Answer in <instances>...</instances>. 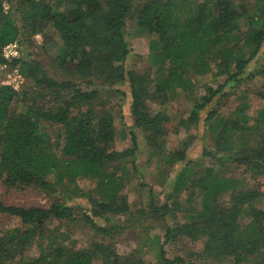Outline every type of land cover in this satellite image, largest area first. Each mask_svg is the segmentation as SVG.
I'll list each match as a JSON object with an SVG mask.
<instances>
[{
	"label": "trees",
	"instance_id": "1",
	"mask_svg": "<svg viewBox=\"0 0 264 264\" xmlns=\"http://www.w3.org/2000/svg\"><path fill=\"white\" fill-rule=\"evenodd\" d=\"M129 21L138 34L154 36L149 43L154 78L150 68L138 73L125 67ZM47 27L59 37L52 63L65 77H51L34 61H12V66L20 64L29 86L21 91L0 86V181L7 188H39L51 202L48 207L0 202V214L18 220L16 228L0 235V264H195L198 259L264 264L263 193L257 184H244L264 177V106L254 117L245 113L246 104L235 109L233 119L209 112L205 123L214 121L215 148L202 154L219 167L194 170L185 165L171 193L189 191L186 205L176 197L159 205L150 195L130 213L123 173L136 170L137 140L130 130V147L114 150V116L106 99L124 96L115 87L128 84L133 127L159 153L156 162L161 157L166 163L183 162L184 151L166 153L163 147L171 118L164 111L152 112L149 103L162 106L180 94L191 97L196 76L225 77L216 89L207 87L206 95L192 99L188 118L178 123L188 129L216 96L218 102L226 97L227 86L259 76L264 88V64L247 70L264 44V0H0V64L5 45H21ZM224 162L243 168L247 177L230 176ZM80 178L94 186L83 192ZM198 194L201 203L195 206L192 198ZM74 198H87L89 209L66 204ZM128 214L127 222L142 231L161 225V243L151 238L148 246L143 241L140 248L118 254L109 240L125 226L115 220L108 224ZM168 216L174 219L171 225ZM96 219L107 225L99 226ZM76 221L101 238L77 248L69 228ZM198 242L199 250L186 249ZM33 245L37 254L26 255ZM167 245L179 247L181 254L168 258ZM148 252L154 263L144 260Z\"/></svg>",
	"mask_w": 264,
	"mask_h": 264
},
{
	"label": "rangeland",
	"instance_id": "2",
	"mask_svg": "<svg viewBox=\"0 0 264 264\" xmlns=\"http://www.w3.org/2000/svg\"><path fill=\"white\" fill-rule=\"evenodd\" d=\"M236 4H243L244 2H254L255 0H232ZM9 6L5 4V9ZM46 36V39H43ZM24 37V36H23ZM22 37V38H23ZM45 38V37H44ZM154 36H148L144 34H138L135 24L132 21L128 22L127 31L125 33V40L128 44L129 53L125 61V67L127 70H134L138 73L147 71L150 68V77H155V68L151 67L152 53L149 50L150 40ZM24 39V38H23ZM21 44L22 55L19 60L23 62L34 61L39 64L41 69L47 72L51 77L56 79L64 78L65 75L56 68L52 59H54L60 46V40L57 33L52 30L51 27L44 29L42 34H36L30 40ZM264 64V44L259 52L258 59L254 60L248 65L247 70L250 72L256 71L261 65ZM11 67L20 68V64H16ZM20 72V71H19ZM22 75V74H21ZM213 74H205L202 76L194 77L195 87L192 90L191 97L180 94L179 97L171 98L166 104L159 106L154 103H149L150 110L152 112L164 111L171 118L170 123L167 125L169 133L163 138V147L166 153L184 151L186 159L183 162H171L166 163L165 158L161 157V162L157 163V157L155 152L147 146L144 134L137 128L133 127V117L130 112V89L128 84L116 85L115 89L124 93L123 95L111 94L106 98L112 108L114 116V125L116 130V137L114 142V150L122 151L131 145L130 130L133 131L136 136L138 151L136 153V170L132 171L129 168L123 175L125 176L124 187L122 193L126 195L127 201L130 207V213L137 211L142 205V202L147 203L150 199V195L156 196V201L159 205L164 203L170 204L172 197H176L183 205H186V195L189 191H181L180 194L172 195V188L177 179L178 174L184 169L185 165L189 164V168L199 169L208 166L219 167L217 161L209 157L203 156V151H213L215 148L212 126L214 121L205 123V119L209 112L216 111L214 117L218 118H234L233 112L237 107L247 105L245 113L250 117L257 115L258 111L264 106V98H261V93H264L263 79L262 77H256L250 80H244L236 87H226L224 90L226 97L220 102L217 101L216 96L207 107L200 111L199 121L195 126L190 125L188 129L182 126L178 127L180 120H186L189 116L190 110L193 106L192 99L199 100L200 97L206 95V88L212 87L216 89L221 85L225 77H214ZM23 83L20 85L17 91H21L25 87L29 86V80L22 75ZM3 80V77H0ZM22 88V89H21ZM177 127V128H176ZM175 129L177 130L175 132ZM50 136L54 137V133L51 129H48ZM163 159V160H162ZM224 165L228 166L232 171L229 175H233L237 179H242L246 176L243 172V168H235L224 162ZM247 177V176H246ZM256 182V183H255ZM245 186L250 187L258 185L259 190L263 193L259 203L264 208V177H259L256 181L247 179L244 183ZM77 185L80 190L86 192L94 186V182L86 178H80L77 180ZM243 187V184H242ZM59 196V197H58ZM60 198V195H57ZM202 196L200 194L195 195L192 198V202L195 206H199ZM61 199V198H60ZM0 202L6 206H20V207H48L51 199L44 191L39 188L27 187V188H7L0 181ZM70 206H82L85 209H89L90 205L87 198H74L66 202ZM184 208V207H183ZM199 208V207H198ZM128 216H115L112 219V223L108 225L113 226V221H119L120 224L125 226V229L120 230L118 234L113 235L109 240L114 244V249L118 254H127L133 249L140 248L142 242L145 241L146 245H149V239H156L159 243L162 241L164 228L161 225L155 224L151 229L142 231V229L136 224L131 225L128 223ZM170 216L166 217V221L169 225L173 223ZM99 226L107 225L104 219H96ZM118 224V223H117ZM18 226V220L16 218L8 217L0 214V235L6 231H10ZM70 228V240L75 243L77 248H83L88 245L95 238H101L90 231L88 228L83 227L78 221L69 225ZM146 246V247H147ZM201 248V243L187 244L186 249L197 251ZM146 248H144L145 250ZM166 256L170 259L175 254H181L179 247L172 248L171 246H165ZM37 254V248L33 245L29 248L26 255L34 256ZM143 258L146 262L154 263L155 258L151 252L145 253ZM195 264H209L200 259ZM215 264V263H214Z\"/></svg>",
	"mask_w": 264,
	"mask_h": 264
},
{
	"label": "built area",
	"instance_id": "3",
	"mask_svg": "<svg viewBox=\"0 0 264 264\" xmlns=\"http://www.w3.org/2000/svg\"><path fill=\"white\" fill-rule=\"evenodd\" d=\"M22 55V47L18 41L8 43L2 48L1 57L4 60L0 64V86H8L14 90H18L23 83V78L17 68L11 67L13 60H17Z\"/></svg>",
	"mask_w": 264,
	"mask_h": 264
}]
</instances>
